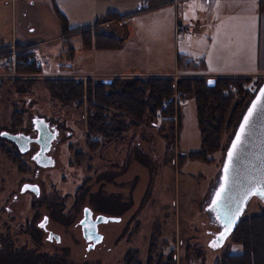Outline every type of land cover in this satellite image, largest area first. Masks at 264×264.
<instances>
[{"label": "rangeland", "instance_id": "obj_1", "mask_svg": "<svg viewBox=\"0 0 264 264\" xmlns=\"http://www.w3.org/2000/svg\"><path fill=\"white\" fill-rule=\"evenodd\" d=\"M139 1L81 0L86 11L78 20L63 13L79 7V0H0V45L12 43L13 36L23 51L31 50L33 57L27 63L34 60L41 69L37 74L17 72L16 62L14 65L5 57L17 59L22 48L14 45L0 58V132L34 135L33 118L43 119L58 131L51 152L54 165L47 168H38L30 160L34 146L20 155L19 163L11 160L16 148L0 137V264H125L131 249L138 252L140 264H158L157 256L151 255V261L147 256L154 247L165 258L172 252L173 264H215L224 251L233 250L229 237L221 247L210 246L218 228L205 210L231 132H221L220 148L208 155L213 162L185 159L190 151L199 149L200 142L191 96H184L176 105L173 92L169 119H152L145 112L122 134L105 140L86 134V115L91 110L84 96L81 102L65 104L51 98L43 86L44 78L62 77L118 79L117 88H122L134 78H147L135 73L164 69L178 71L174 81L202 76L197 73L202 67L197 61L193 65L182 62L179 71L176 55L184 54L191 43L194 47L214 46V31L239 34L237 41L247 52L257 51L259 40L262 44L258 15L246 16L240 26L218 27L213 26L211 16H204L221 7L215 2L173 0L156 10L136 12ZM14 2L17 6L22 2L28 22H38L31 33L21 29L19 17L14 16ZM55 9L66 17L68 28L90 25L97 19L98 26L112 20L101 19L107 13L124 15L110 28L97 31L111 32L122 44L114 49L96 48L92 41L91 47L85 48L80 32L62 34ZM176 23L190 24V31L177 35ZM207 36L213 38L211 42ZM102 73L126 75H85ZM243 78L249 79L244 86L251 91L263 79ZM228 93L236 96V88L230 85L223 95ZM214 108L211 104L206 110V121L214 116ZM12 115L21 116L20 125L14 126L17 122ZM88 140L97 143L94 150ZM28 182L39 186L38 196L29 191L19 193L20 185ZM85 206L92 216L118 217V221L98 224L102 240L89 250L78 224ZM262 210L264 203L251 197L241 216ZM43 216L47 217L46 229L59 236L58 242L48 241L46 232L36 226ZM153 238L156 245L151 243Z\"/></svg>", "mask_w": 264, "mask_h": 264}, {"label": "trees", "instance_id": "obj_2", "mask_svg": "<svg viewBox=\"0 0 264 264\" xmlns=\"http://www.w3.org/2000/svg\"><path fill=\"white\" fill-rule=\"evenodd\" d=\"M145 1L147 7L143 9L144 11L171 2L169 0ZM257 6L259 12H264V0H258ZM55 14L61 21L62 34L80 32L82 45L85 48L91 47L92 41L96 48L114 49L121 45L119 39L97 32L96 23L98 19L87 26L68 28L64 16L56 9ZM123 18L124 15L107 13L101 19L121 21ZM8 48V46H0V58L7 53ZM17 48L22 49L16 54L20 63H16L15 70L26 74H37L41 70L40 67L36 66L33 60L31 63H27V60L33 57L31 52L23 51L25 48L22 46ZM183 58V55L177 57V65L181 64ZM186 62L188 65L194 63L192 60ZM175 81L171 77L134 78L124 83L122 88H117L120 85L118 79L110 80L109 83L90 78L85 81L62 77L42 79L43 86L50 97L62 103L72 104L74 100L81 102L80 100L84 96L88 108L91 110L86 115V134L88 137L100 136L105 140L113 135L117 137L122 134L130 126L136 124L145 112L152 119H156L157 116H162V120L169 119L172 115V103L169 98L173 92H177L182 98L191 96L195 103L200 142L199 149L190 151L185 159L211 163L213 158L208 155L220 148L221 132H231L227 141L228 144L241 113L258 85L251 91L249 87L244 86V83L249 82L248 78L225 76L215 77L212 85H208L203 77H182ZM230 85L236 88V96L229 93L223 95V91ZM174 87L177 88V91ZM211 104L215 106L214 116L210 121H206V110ZM111 109L117 110L119 113L114 115L109 111ZM12 116L14 122H17L14 126L20 125L21 116ZM125 117L128 120L125 121ZM88 143L92 144L91 150L97 147V143L92 140H88ZM226 146L223 151H225ZM3 152L6 154L9 151L5 148ZM10 158L19 163L20 154L13 152ZM228 237L233 244V250L224 251L215 264H264V210L249 216H241ZM153 240L155 239L153 238L151 243L156 245ZM154 249L156 248L154 247L152 251L147 252L149 261L153 259L151 255L154 254L158 257V264H173L172 252L165 258L158 249ZM163 258H165L164 261H162ZM125 264H140L138 252L131 249L125 257Z\"/></svg>", "mask_w": 264, "mask_h": 264}, {"label": "water", "instance_id": "obj_3", "mask_svg": "<svg viewBox=\"0 0 264 264\" xmlns=\"http://www.w3.org/2000/svg\"><path fill=\"white\" fill-rule=\"evenodd\" d=\"M102 81L109 83L106 79ZM206 83L212 85L214 78H206ZM31 125L36 134L34 137L7 131H1L0 137L12 142L20 153L26 152L31 142L37 143L39 148L32 154L31 159L39 167L52 166L53 162L46 153L56 136L55 131H50L46 121L41 118H33ZM26 190L36 196L39 194L35 184L21 185L20 191ZM261 192H264V78L255 89L233 130L224 151L216 183L205 206L210 219L218 228L209 242L212 248L223 245L251 197H256L264 203ZM108 221H118V217L102 214L92 217L88 207L82 208L78 224L81 236L86 242V250L101 242L102 235L97 231V226ZM45 223L44 216L38 226L43 224L44 229ZM46 239L58 242L59 236L48 231Z\"/></svg>", "mask_w": 264, "mask_h": 264}, {"label": "crops", "instance_id": "obj_4", "mask_svg": "<svg viewBox=\"0 0 264 264\" xmlns=\"http://www.w3.org/2000/svg\"><path fill=\"white\" fill-rule=\"evenodd\" d=\"M71 1L77 2V0H71ZM169 1L171 2H169L168 4H172L173 0H169ZM205 1L207 2V5H212L215 2L216 5L221 6L220 8H216L214 14H212L211 10H210V14H209V11L204 14L205 18H208L209 16H211L213 26L230 27L232 24L240 26L241 21H243L246 16L258 15L260 30L262 27V33H261L262 44H260V40H259L257 51L255 50L254 53H252L251 50L247 52V50L244 48V45L241 44V42L237 41V37H239V34H235V35H232L229 33L220 34V32L214 31L213 38L216 39V43L214 44V46L206 45L205 47H201V46L194 47L192 46V43H191L187 47V50H185L184 54L176 55L177 69L180 71V64L177 65V57L183 55L184 59L183 61L181 60V63L187 60H192L194 62L195 61L201 62L200 65L202 67L199 68L201 72H197V73H199V75H202L203 77L215 78V77H224V76L225 77L239 76V77L264 78V12L258 11V6H257L258 0H214V1L205 0ZM79 3H80L79 7L78 5H75L73 9L71 10L68 9V12H65L63 14L67 15L68 17H76L79 20V16H81V12L86 11L85 3H82L81 0H79ZM14 6L16 9L14 16L19 17V20L21 23V29H24V31H26L27 33H31L32 28L33 27L36 28L38 26V22L36 23L34 21L28 22L25 16V11H24L22 2L18 6L14 2ZM158 8L160 7H157L151 10H156ZM136 12H139V11H136ZM27 13L28 12H26V14ZM216 16H219V19ZM113 21L115 22V20H110V21H105V22L100 23L96 28L97 31L102 29L103 27L110 28V26H112V23H114ZM197 23L198 22L196 21V24ZM81 26L82 25H75V26H71L70 28L81 27ZM174 32L177 35L178 33H180V32H176L175 26H174ZM99 33L113 36L111 32L102 31ZM183 34L185 33L183 32L180 33V36L182 37ZM213 38L209 39V36H207L208 42H211ZM10 40L12 41V43L5 44V45L1 44L0 46H10L11 47V45H14V47L16 48L20 46V43L13 41V36L10 37ZM121 44H122V41H121ZM29 51L31 52L30 49ZM191 57H194V58H191ZM177 72L173 73V72H169V69L168 70L164 69V70L155 71L151 73H135V74L129 73V74H133L138 77L139 76L141 77H171L174 79L173 76H175ZM85 75H90L94 77L106 75V76L114 78V77L123 76L126 74L102 73V74H85ZM202 76H196V77H202Z\"/></svg>", "mask_w": 264, "mask_h": 264}, {"label": "flooded vegetation", "instance_id": "obj_5", "mask_svg": "<svg viewBox=\"0 0 264 264\" xmlns=\"http://www.w3.org/2000/svg\"><path fill=\"white\" fill-rule=\"evenodd\" d=\"M47 123V122H46ZM48 124V123H47ZM48 129L51 131V130H53V131H55V133H56V136H55V138H54V140L50 143V147H49V149H48V152L46 153L50 158H51V160H52V162H53V165H54V159H53V157H52V155H51V152H52V150H53V142H55V139H57V135H58V131L53 127V126H51V125H49L48 124ZM11 133H18V132H11ZM26 135H28L29 137H34L36 134H34V135H30V134H26ZM6 140V139H5ZM6 141H8V140H6ZM9 143H11L12 145H14L12 142H10V141H8ZM31 146H34L35 147V149H34V151L31 153V155H30V160L31 161H33L32 159H31V157H32V154L39 148L38 146V144L37 143H35V142H31L30 144H29V149H30V147ZM14 147L16 148V146L14 145ZM29 149L27 150V151H29ZM26 151V152H27ZM16 152L17 153H19L20 155H23L24 153H26V152H24V153H20L19 151H18V149L16 148ZM34 163V162H33ZM35 164V163H34ZM52 165V166H53ZM35 166L36 167H38V168H47V167H39V166H37L36 164H35ZM52 166H48V167H52ZM23 184H25V183H22L21 185H23ZM28 184H35V183H29L28 182ZM21 185H20V187H21ZM35 185H37V184H35ZM38 186V185H37ZM38 190H39V186H38ZM26 191H29V190H26ZM26 191H24V192H26ZM24 192H21L20 191V188H19V193H24ZM30 192V191H29ZM32 193V192H31ZM38 196V195H37ZM86 207V206H85ZM95 216V215H94ZM94 216H92V217H94ZM44 217V216H43ZM46 217V216H45ZM42 219V218H41ZM40 221H38L37 223H36V226L37 227H39L38 226V223H39ZM46 224H47V217H46V223H45V228L43 229L42 227H39L42 231H45L46 232V234H47V232L48 231H50V230H47L46 229Z\"/></svg>", "mask_w": 264, "mask_h": 264}, {"label": "built area", "instance_id": "obj_6", "mask_svg": "<svg viewBox=\"0 0 264 264\" xmlns=\"http://www.w3.org/2000/svg\"><path fill=\"white\" fill-rule=\"evenodd\" d=\"M145 7H147V3H146V1L145 0H141V1H139V4L138 5H136V7H135V10L136 11H142ZM190 28H191V25L190 24H187V25H180L179 23L178 24H176L175 25V30H176V32H180V33H186V32H188L189 30H190ZM6 58H8L11 62H12V64H14L15 62L17 63L18 62V60L16 59H14V56L12 57L13 59H10L11 57H7V55L5 56ZM4 59V58H3ZM15 60V61H14ZM34 61V60H33ZM30 62H32V60L31 61H28V63H30ZM35 63V62H34ZM15 65V64H14ZM175 94V95H174ZM174 96L172 97V99H173V102L176 104V105H178V103H181V99H184V98H182L178 93H176V92H174ZM182 101H184V100H182Z\"/></svg>", "mask_w": 264, "mask_h": 264}, {"label": "snow or ice", "instance_id": "obj_7", "mask_svg": "<svg viewBox=\"0 0 264 264\" xmlns=\"http://www.w3.org/2000/svg\"><path fill=\"white\" fill-rule=\"evenodd\" d=\"M231 155V154H230ZM223 191V189L221 190ZM219 196V193L217 194ZM260 195L264 196V192H261ZM44 225L42 224L41 227H43Z\"/></svg>", "mask_w": 264, "mask_h": 264}]
</instances>
